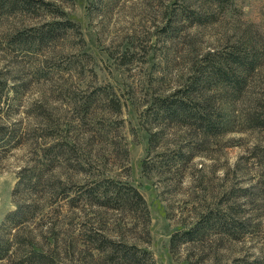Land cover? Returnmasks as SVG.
<instances>
[{
	"label": "rangeland",
	"instance_id": "rangeland-1",
	"mask_svg": "<svg viewBox=\"0 0 264 264\" xmlns=\"http://www.w3.org/2000/svg\"><path fill=\"white\" fill-rule=\"evenodd\" d=\"M32 1L49 6L0 20V81L12 89L1 122L22 135L0 154V226L17 205L33 204L0 264H31L32 251L44 256L32 264H123L93 249L96 234L155 264H264V0L205 4V26L179 21L177 0ZM65 20L78 33L42 50L10 41ZM169 24L177 36L166 34ZM248 39L260 65L241 97L218 92L229 103L219 134L148 118L153 99L182 88L207 53ZM30 171L43 176L13 196L19 172ZM106 180L138 191L146 227L94 204L88 193L101 195ZM195 226L193 240L171 247Z\"/></svg>",
	"mask_w": 264,
	"mask_h": 264
},
{
	"label": "trees",
	"instance_id": "trees-1",
	"mask_svg": "<svg viewBox=\"0 0 264 264\" xmlns=\"http://www.w3.org/2000/svg\"><path fill=\"white\" fill-rule=\"evenodd\" d=\"M231 0H177L175 5L179 7V21L185 24L205 26L211 23V16L207 14L208 6L215 4L218 7L226 6ZM48 4L43 1L32 0H0V20L16 13H31L38 15L42 8H48ZM207 12H206V11ZM177 11V10H176ZM38 12V13H36ZM206 13V14H204ZM44 31H25L16 34L10 41L17 44L19 48L27 51L42 50L51 42L63 38L71 30L78 33V29L70 21H55ZM169 31L166 34L178 35L180 27H171L168 25ZM177 32V33H176ZM175 36V37H176ZM171 39V38H169ZM228 46V45H227ZM224 51H214L207 53L200 63L193 66L188 75L186 83L182 88L176 90L168 96H158L153 99L145 114L151 117L153 122L159 124H175L188 127L194 132L202 133L203 136H215L222 130V118L226 114V106L228 102L221 101L219 94H225L230 100L241 97L246 87L250 83V79L255 74L260 65V54L255 47L252 39H248L245 44L234 42ZM12 89L6 87L4 81H0V154H6L13 148H16L22 142V135L14 128H9L1 122L2 117L7 116L4 107L10 99L9 93ZM219 92V94H218ZM17 94V91H16ZM13 99V98H11ZM117 107L119 103L116 102ZM264 109V106H263ZM255 124H262L261 119L252 117ZM43 176L42 172L25 174L19 172L16 188L13 196L16 195L20 186L30 191L35 187V182L39 181ZM36 181H33V179ZM102 186V193L98 194L91 191L88 193L90 198H94V204L100 207L114 210L128 211L138 215L143 225L149 223V211L146 202L132 187H123L105 181L97 187ZM264 189V184H263ZM82 195V194H81ZM32 203L25 202L17 205L16 210L10 212L0 226V260L6 257L8 251L12 247L13 238L15 237L12 230L19 225H23L33 213L28 209L32 207ZM198 226L193 229L174 234L171 237L170 245L172 248L180 241H190L198 235ZM97 244L94 250L102 254L112 261H118L123 264H155L151 255L142 251L134 245H127L123 242H116L105 236L94 235ZM10 238V239H9ZM43 255L31 252L28 261L32 264L41 262Z\"/></svg>",
	"mask_w": 264,
	"mask_h": 264
}]
</instances>
